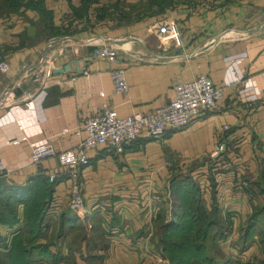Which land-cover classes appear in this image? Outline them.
Returning a JSON list of instances; mask_svg holds the SVG:
<instances>
[{"label": "crops", "instance_id": "1", "mask_svg": "<svg viewBox=\"0 0 264 264\" xmlns=\"http://www.w3.org/2000/svg\"><path fill=\"white\" fill-rule=\"evenodd\" d=\"M38 2L0 9V55L10 67L0 73L7 264H156L154 221L189 186L208 211L216 207L224 238L231 228L232 252L246 264L263 261V246L262 258L253 257L262 240L256 230L240 235V227L264 216V0ZM102 45L116 48L126 93L114 91L110 65L92 57ZM198 75L223 89L216 107L162 139L141 135L120 154L102 146L88 152L84 212L67 206L71 180L57 157L29 164L35 144L74 148L81 120L101 106L150 114L173 100L176 84ZM223 125L226 149L212 159ZM51 173L60 174L50 181Z\"/></svg>", "mask_w": 264, "mask_h": 264}, {"label": "built area", "instance_id": "2", "mask_svg": "<svg viewBox=\"0 0 264 264\" xmlns=\"http://www.w3.org/2000/svg\"><path fill=\"white\" fill-rule=\"evenodd\" d=\"M93 58L104 59L109 65L114 91L126 93L128 83L124 69L117 65L116 48L102 45L92 52ZM9 63L0 55V73L9 71ZM223 96V89L213 84L207 75H198L180 82L174 87V98L169 103L157 107L150 114L134 113L120 116L114 107L101 106L96 112L83 117L78 132L81 135L79 143L71 149L57 151L48 142L35 144L31 147L29 164H40L42 161L57 157L65 173L71 180L68 208L73 211L84 212V202L81 194V170L89 163L88 152L98 146L120 154L124 148L143 135L150 139H162L167 129H178L187 126L203 111L217 106ZM264 99V91L261 94ZM228 129L223 125L217 138L215 149L211 155L216 159L225 152L226 140L224 133ZM3 161L0 155V177L3 176ZM60 173H51L50 181L59 177ZM151 256L158 258V254Z\"/></svg>", "mask_w": 264, "mask_h": 264}, {"label": "rangeland", "instance_id": "3", "mask_svg": "<svg viewBox=\"0 0 264 264\" xmlns=\"http://www.w3.org/2000/svg\"><path fill=\"white\" fill-rule=\"evenodd\" d=\"M2 8L6 10H13L12 7L8 5L6 0H0V9L3 10ZM187 189L188 191L193 192L191 198L197 199L200 204H202V198L198 193L199 191L195 188H191L190 186ZM182 202H186V198L180 197L176 194L175 198L171 200V204L168 202L166 205L161 207L156 220L154 221L151 237L154 244V251L151 250V252L153 254H158L156 264H177L180 261H183V264H246V262L244 263L246 256H241L239 251L236 253L231 250L235 248H232L231 243L233 239L229 236L231 228L226 230L227 237L223 240L221 238L214 239L213 235L216 227L212 226L211 230L208 231L206 239L200 242L202 248L199 249V251H195L192 247L193 243L190 241L189 237L191 227L194 226V223L191 222L190 219L192 214L190 213V217H188L187 213H184L185 217H183ZM212 218L213 217H211V219ZM250 224H252V221L243 225L241 224L240 235L243 234L242 231H245L246 227L248 228ZM256 224L257 226L253 224V230H256L262 240L255 245V249L256 251H259L260 256L256 257L253 255V257L260 260L263 256L261 248L262 246L264 247V238L262 237V235H264V216L260 215ZM198 241L199 240L195 242L196 245H199ZM239 245H241V242ZM183 259H185V261ZM3 260L4 259L0 257V261ZM71 261L74 262L70 263H76L74 259ZM87 264L100 263L93 258H88ZM252 264H258V261L254 260Z\"/></svg>", "mask_w": 264, "mask_h": 264}, {"label": "trees", "instance_id": "4", "mask_svg": "<svg viewBox=\"0 0 264 264\" xmlns=\"http://www.w3.org/2000/svg\"><path fill=\"white\" fill-rule=\"evenodd\" d=\"M8 5L12 7L13 10L18 9L22 5L28 6H38V0H6ZM193 188V187H191ZM188 191L184 198H186V204H182V214L185 217L184 213H187V216L190 217V213L192 214L190 219L191 222L194 223V226L191 227V232H189L190 241L193 243L192 247L195 251H199L202 248L201 241L206 239L208 231L211 230L212 226L216 227L214 233V239L216 238H224V233L221 231V227L216 217V207H213L211 211H208L203 204L197 199H192L193 192ZM199 193V192H198ZM187 211V212H186ZM211 217H213L211 219ZM249 228L253 231L254 225L250 224ZM186 234V233H185ZM199 240V245H196L195 242ZM176 245V244H173ZM0 257L3 258V261H0V264H7L8 261L12 262L13 255L11 254H0ZM6 260V261H5ZM19 260V259H18ZM185 261V259H183ZM69 264V263H68ZM73 264V263H70ZM176 264V263H174ZM177 264H183V261H180ZM259 264H264V260L260 261Z\"/></svg>", "mask_w": 264, "mask_h": 264}, {"label": "water", "instance_id": "5", "mask_svg": "<svg viewBox=\"0 0 264 264\" xmlns=\"http://www.w3.org/2000/svg\"><path fill=\"white\" fill-rule=\"evenodd\" d=\"M68 69H69V66H68V65H64V66H62V67H59V68H57V69H54V70L52 71V73L58 74V73H62V72H64V71H67Z\"/></svg>", "mask_w": 264, "mask_h": 264}]
</instances>
